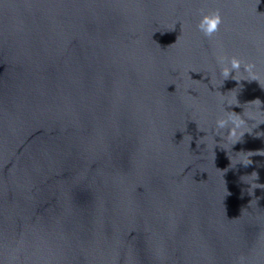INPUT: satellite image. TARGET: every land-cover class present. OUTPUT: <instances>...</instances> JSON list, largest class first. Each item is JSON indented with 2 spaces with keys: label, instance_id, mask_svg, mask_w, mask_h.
Returning <instances> with one entry per match:
<instances>
[{
  "label": "water",
  "instance_id": "1",
  "mask_svg": "<svg viewBox=\"0 0 264 264\" xmlns=\"http://www.w3.org/2000/svg\"><path fill=\"white\" fill-rule=\"evenodd\" d=\"M0 264H264V0H0Z\"/></svg>",
  "mask_w": 264,
  "mask_h": 264
},
{
  "label": "clouds",
  "instance_id": "2",
  "mask_svg": "<svg viewBox=\"0 0 264 264\" xmlns=\"http://www.w3.org/2000/svg\"><path fill=\"white\" fill-rule=\"evenodd\" d=\"M223 23L221 13L217 9L209 14L202 15L199 23L197 24V29L204 34L206 37H212L215 33L219 31L220 25ZM224 57H218V62H223ZM228 67H223L221 69V75L224 81L231 78L235 81L234 73L240 72L242 67L243 71L248 73L251 80L258 81V76L254 71L256 65L254 63H246L242 66V63L237 58L233 57L228 61ZM255 103L260 104L259 100ZM246 124V121L234 111H231L227 119H219L216 121L218 129H227L228 139H232L234 143L238 142L239 138L244 136V132L240 131ZM258 179V175L256 176Z\"/></svg>",
  "mask_w": 264,
  "mask_h": 264
}]
</instances>
